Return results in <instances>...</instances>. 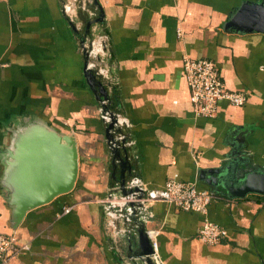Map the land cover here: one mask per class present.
I'll use <instances>...</instances> for the list:
<instances>
[{
    "label": "crops",
    "instance_id": "crops-1",
    "mask_svg": "<svg viewBox=\"0 0 264 264\" xmlns=\"http://www.w3.org/2000/svg\"><path fill=\"white\" fill-rule=\"evenodd\" d=\"M65 1L0 0V177L12 132L34 120L71 133L78 149L73 189L17 226L0 184V231L19 248L9 264H143L137 234L116 236L100 204L134 175L150 187L195 181L223 197L206 214L152 205L145 227L157 230L164 264H264V195L229 197L218 185L234 164L264 168V33L223 25L244 0H92L94 16L77 8L72 18ZM95 35L105 39L113 80L94 74L104 95L83 74L81 42ZM184 56L215 62L225 88L246 94L244 104L219 101L215 116L195 115ZM105 99L129 122L122 131L131 144L116 158L99 116ZM206 217L225 228L220 242L198 237Z\"/></svg>",
    "mask_w": 264,
    "mask_h": 264
},
{
    "label": "built area",
    "instance_id": "built-area-1",
    "mask_svg": "<svg viewBox=\"0 0 264 264\" xmlns=\"http://www.w3.org/2000/svg\"><path fill=\"white\" fill-rule=\"evenodd\" d=\"M91 1L66 0L63 3V11L70 18L74 16L77 8L94 16L95 12L89 7ZM81 47L86 56L87 68L107 84L111 83L113 80H111L112 76L107 67L108 51L103 36L95 35L91 39L84 40L81 42ZM183 71L190 92L193 112L197 116H215L219 101H226L235 106H241L246 101L244 92L225 88L219 77L217 65L210 59H193L184 56ZM107 104L108 99L102 100L98 108L102 122L105 125L111 122L113 124L110 129L113 138L108 141L109 145L118 148L121 145H130L131 141L126 139L122 131L128 127V119L108 108ZM123 191L120 184L112 186L100 200V204L108 218L107 227L113 230L116 236L127 239L137 234L140 222L146 224L152 218L151 207L156 202H166L180 210L206 214L213 200L223 198L212 190L199 188L195 181H184L175 177L166 179L161 186L150 187L141 177L134 175L124 182ZM69 211L70 206H63L61 213L67 214ZM156 233L155 228H146L152 250L147 256L140 258L143 264H164L158 250ZM225 236V228L207 217L198 231V237L208 244L218 243ZM18 250L14 237L0 231V264H9V258Z\"/></svg>",
    "mask_w": 264,
    "mask_h": 264
},
{
    "label": "water",
    "instance_id": "water-1",
    "mask_svg": "<svg viewBox=\"0 0 264 264\" xmlns=\"http://www.w3.org/2000/svg\"><path fill=\"white\" fill-rule=\"evenodd\" d=\"M90 24L91 21H87L86 32ZM223 25L226 30L236 33H264V0H244ZM83 74L91 90L97 87L102 95L106 93L103 84L87 68L86 60ZM112 127V122L106 124L105 134L107 145L116 158L119 156L118 147H111L108 143L113 138ZM238 165H233L231 178L218 184L222 186V193L239 198L249 193L264 195V168L245 169ZM2 166L0 184L7 193L12 225L17 226L29 210L73 189L78 175L76 138L71 133L60 132L45 122L34 120L12 132L9 144L2 150ZM123 184L124 180L120 183L122 192ZM137 238V256H147L152 248L143 222L137 228Z\"/></svg>",
    "mask_w": 264,
    "mask_h": 264
},
{
    "label": "bare ground",
    "instance_id": "bare-ground-1",
    "mask_svg": "<svg viewBox=\"0 0 264 264\" xmlns=\"http://www.w3.org/2000/svg\"><path fill=\"white\" fill-rule=\"evenodd\" d=\"M95 44H96V42H95ZM96 46H97V44H96Z\"/></svg>",
    "mask_w": 264,
    "mask_h": 264
},
{
    "label": "rangeland",
    "instance_id": "rangeland-1",
    "mask_svg": "<svg viewBox=\"0 0 264 264\" xmlns=\"http://www.w3.org/2000/svg\"><path fill=\"white\" fill-rule=\"evenodd\" d=\"M93 37V36H92ZM90 39V38H89Z\"/></svg>",
    "mask_w": 264,
    "mask_h": 264
}]
</instances>
